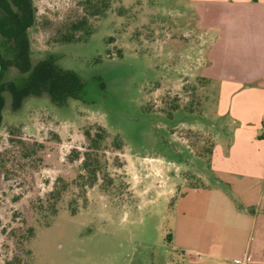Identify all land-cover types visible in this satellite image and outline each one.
I'll list each match as a JSON object with an SVG mask.
<instances>
[{
    "label": "rangeland",
    "instance_id": "rangeland-1",
    "mask_svg": "<svg viewBox=\"0 0 264 264\" xmlns=\"http://www.w3.org/2000/svg\"><path fill=\"white\" fill-rule=\"evenodd\" d=\"M21 1L11 9L26 16L23 28L0 32V264H200L176 241L177 200L206 183L218 114V86L201 76L208 55L197 47L195 6L109 0V11L90 20L89 37L61 43L62 24L83 14L85 0ZM4 13L0 23L12 26ZM10 34L27 43L30 63H12ZM48 58L82 79L81 98L14 99L9 88ZM95 126L109 133L107 173L87 190V206L77 197L79 212L70 214L75 189L56 217L39 214L35 206L58 177H76L81 161L69 156L84 150Z\"/></svg>",
    "mask_w": 264,
    "mask_h": 264
},
{
    "label": "crops",
    "instance_id": "crops-1",
    "mask_svg": "<svg viewBox=\"0 0 264 264\" xmlns=\"http://www.w3.org/2000/svg\"><path fill=\"white\" fill-rule=\"evenodd\" d=\"M190 2L218 114L206 183L177 200L176 241L195 263L264 264V0Z\"/></svg>",
    "mask_w": 264,
    "mask_h": 264
},
{
    "label": "trees",
    "instance_id": "trees-1",
    "mask_svg": "<svg viewBox=\"0 0 264 264\" xmlns=\"http://www.w3.org/2000/svg\"><path fill=\"white\" fill-rule=\"evenodd\" d=\"M19 2L21 3L22 1L12 0V2H8L6 0H0V9L5 12V16H7L11 22L13 21L12 26L0 23V31L3 32L5 36H7L6 32H13V26L14 29L17 28L18 32L24 26L22 21L26 16L18 15L11 9L12 4L19 5ZM81 6L83 8V14L80 15V17L76 20H70V22L62 24L59 34V41L61 43L81 42L83 39L89 37L92 33L90 20L104 16L111 8L109 0H85L81 3ZM28 18L33 20L31 15H29ZM65 24L68 25L66 26ZM78 34H80V36H78ZM10 36L11 40L8 42V46L9 49L14 48L15 53V60L12 63H22L25 59L26 64L28 62L30 63L29 58L23 54V52H25L23 51V48L26 47L27 43L23 40L18 43L15 40L16 38H14V35L10 34ZM3 66L4 64H2L0 59V72ZM9 90L12 93L13 98L18 99L19 101L28 97H41L42 95H47L54 103L63 104L69 97L76 99L81 98L84 91V83L77 74L72 71L63 70L54 59L48 58L40 61L32 68V73L25 84L19 87L14 85L9 88ZM1 119L0 115V121ZM12 137L13 136H11V139H13ZM85 137L87 145L84 147V150L81 152L79 149H74L69 156V161L71 163L81 161L76 177L74 179L58 177L53 189L45 196L46 199L44 201L40 199L41 204L35 206L39 214L44 213L48 217H56L60 212V205L64 202L65 195L78 189L80 191L78 194L77 192L71 193L72 197H74L68 204L70 214L72 216L76 215L79 212L80 207L87 206V190L97 185L101 175H106L107 157L104 150V144L109 137L108 131L101 126H95L94 128H89L85 131ZM115 139H117L114 140L115 143L120 142L118 137ZM38 145V148L42 149L44 147L43 145ZM77 197L83 199V204L80 207L77 203ZM33 231L34 229L29 227L26 231L27 234H25L22 240L23 244L27 245L31 238H33ZM27 253L31 255L29 250H27ZM7 264L15 263L9 262Z\"/></svg>",
    "mask_w": 264,
    "mask_h": 264
},
{
    "label": "flooded vegetation",
    "instance_id": "flooded-vegetation-1",
    "mask_svg": "<svg viewBox=\"0 0 264 264\" xmlns=\"http://www.w3.org/2000/svg\"><path fill=\"white\" fill-rule=\"evenodd\" d=\"M1 32V31H0Z\"/></svg>",
    "mask_w": 264,
    "mask_h": 264
}]
</instances>
